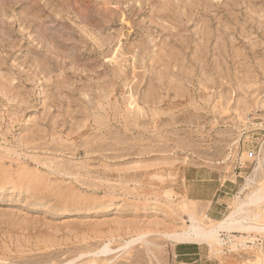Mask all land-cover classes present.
<instances>
[{"label":"rangeland","instance_id":"1","mask_svg":"<svg viewBox=\"0 0 264 264\" xmlns=\"http://www.w3.org/2000/svg\"><path fill=\"white\" fill-rule=\"evenodd\" d=\"M254 193L264 0H0V264H264V201L167 238Z\"/></svg>","mask_w":264,"mask_h":264},{"label":"bare ground","instance_id":"2","mask_svg":"<svg viewBox=\"0 0 264 264\" xmlns=\"http://www.w3.org/2000/svg\"><path fill=\"white\" fill-rule=\"evenodd\" d=\"M264 201V195L261 193H254L242 200L228 215V217L220 222L218 225L210 228H205L200 224L198 219L192 218L191 226H188L181 232H175L173 234H167V238L173 243H185V242H199L207 244L213 248L215 245H222L221 233L230 232L231 230L241 229H258L252 225H248L247 222L250 219H256L257 216L250 217L244 216L246 209L257 207ZM248 212V211H247ZM243 215V216H241ZM260 227L258 230H262ZM264 231V228L263 230ZM186 244V243H185ZM233 245V244H232Z\"/></svg>","mask_w":264,"mask_h":264},{"label":"crops","instance_id":"3","mask_svg":"<svg viewBox=\"0 0 264 264\" xmlns=\"http://www.w3.org/2000/svg\"><path fill=\"white\" fill-rule=\"evenodd\" d=\"M200 202H205L209 203V210L215 205L214 198L213 200H209L208 198H202L199 200ZM186 243V244H185ZM185 243H177L176 245V257L177 258H182L184 261H188L191 259H188L189 257H192L195 254V246L198 245H204V243H199V242H185Z\"/></svg>","mask_w":264,"mask_h":264}]
</instances>
